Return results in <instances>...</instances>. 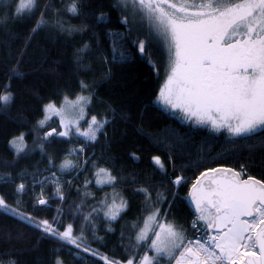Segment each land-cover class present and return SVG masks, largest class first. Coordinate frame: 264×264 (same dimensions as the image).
Wrapping results in <instances>:
<instances>
[{"label": "snow or ice", "instance_id": "snow-or-ice-1", "mask_svg": "<svg viewBox=\"0 0 264 264\" xmlns=\"http://www.w3.org/2000/svg\"><path fill=\"white\" fill-rule=\"evenodd\" d=\"M55 3L56 0H10L3 6V29L10 22L21 20L32 25L18 58L12 52L19 38L5 32V38L0 40V51L11 57L7 61L12 74L9 79L23 75L19 68L38 32L47 29L72 35L87 29L86 24L74 27L64 20L65 12L76 17L83 15V0H69L63 10L56 8ZM116 7L120 13L116 24L125 31H114L108 13L97 10L95 24L105 29L109 49L92 52V44L83 43L75 50L77 70L90 71L91 66L83 63L87 54L103 61L106 71L101 75L110 78L113 65L132 59L126 46L134 48L138 57L156 69L153 45L160 42L168 56L166 80L157 97L164 108L181 113L185 121L194 125L214 132L226 131L236 138L232 146L248 141V150H255L257 145L251 142L264 135V0H117ZM98 100L93 85L80 80L79 91L71 97L64 93L59 103L56 99L43 103V118L30 132L35 137L32 148L24 132L8 142L16 157L28 158L38 150L49 166V175L33 173L27 182L26 172L18 175L19 183L10 172L0 175V184H11L13 188L12 203L0 195V211L21 227L60 244L53 250L55 259L51 264H64L58 255L62 249L73 254L80 264L89 256L99 257L103 264H264V179L247 175L244 165L239 171L212 167L201 171L189 185L182 174L167 177L165 163L158 155L152 157V163L165 174L171 187L163 182L151 187L136 186L138 182L133 181V193L142 199V207L141 216L131 222L129 229L120 231L121 242L128 241L124 247L128 255L121 260L93 248V244L104 241L100 225H106L105 235L114 232L113 223L123 219L130 209L123 185L110 170L97 166L93 157L95 183L111 186L112 195L91 203L87 186L92 181L85 179L83 191L78 190L83 198L66 204L64 184L71 181L57 176V165L47 150L54 143L69 145L58 170L75 171L77 175L84 171L70 157H83L99 135H107V126L120 115L111 105L94 113ZM14 103L11 86L6 85L0 92V113L7 115ZM148 107L144 105V110ZM53 117L59 130L49 124ZM121 119L127 123L133 117L125 114ZM137 131L147 135L142 127ZM74 139L80 141L79 146L72 144ZM5 166L10 165L5 162ZM192 166L199 168L201 162H194L188 170ZM49 184L52 190L46 194L44 188ZM185 186L189 190L184 199L193 208L187 226L177 220L175 212L176 202L181 199L180 189ZM26 196L31 197L28 207L24 206ZM51 202L56 204L51 218L36 214L52 210ZM125 231H131V235L126 236ZM10 264L17 262L12 260Z\"/></svg>", "mask_w": 264, "mask_h": 264}, {"label": "trees", "instance_id": "trees-1", "mask_svg": "<svg viewBox=\"0 0 264 264\" xmlns=\"http://www.w3.org/2000/svg\"><path fill=\"white\" fill-rule=\"evenodd\" d=\"M9 2L10 0H0V11L6 10L3 6ZM68 3L69 0H56L55 7L63 10ZM83 3L86 5L83 15L76 17L65 12L64 20L67 25L74 27L86 24L87 29L72 35L47 29L35 34L30 41L31 47L27 57L19 68L22 76L9 79L12 74L7 61L11 57L0 51V61H5L0 63V92L10 84L15 95V103L7 115L0 113V175L10 172L17 183L18 175L25 172L28 173L25 176L26 182L31 180L33 173L49 175V166L38 150L32 152L28 158L20 159L14 155V150L8 142L14 135L24 132L26 142L29 148H32L35 137L30 132L36 121L43 118V103L48 99H56L59 103L64 93L71 97L72 93L79 91L80 80L93 85L94 93L99 98L95 102L93 112L101 113L111 105L120 115L107 126V135H99L98 140L86 149L83 157H70L80 164L84 171L77 175L75 171L61 173L58 170L69 145L54 143L47 150V155H50L57 165V169H54L57 176L62 181H71L70 184H64L66 204L78 203L83 198L78 195V190L83 191L85 179L92 181L87 186L91 193L88 197L91 203H97L106 194L112 195L111 186L95 183L96 177L91 163L93 157L97 166L107 168L118 178V182L123 185V195L129 200L130 209L123 214V219L113 223L114 232L105 235L106 225H100V235L104 236V241L101 244H93V248L99 249L109 257L123 260L128 255L124 251L128 241L121 242L120 231L129 229L131 222L141 216L142 199L134 195L133 181L138 182L136 186L151 187L163 182L171 187L164 178L165 174L159 172L152 163L153 156L158 155L164 161L167 177L174 178L182 174L188 179L189 185L205 168L220 166L239 171L240 166L244 165L247 175L264 179V147H261L264 135L251 142L257 147L249 151L250 142L241 141L232 146L236 138L226 131L214 132L207 127L194 125L185 121L179 114L163 108L157 97L166 76L168 56L167 49L160 42L153 45L152 61L156 69L147 60L138 57L134 48L126 46L127 51L132 54V59L123 65H113L110 78L101 75L106 71L103 61L87 54L83 57V63L91 66L90 71L77 70L75 50L83 43L92 44V52L98 51V48L108 52L110 41L105 35V29L95 24L94 13H97V10L102 9L108 13L112 18L114 31H125L123 26L116 24V18L120 14L116 7L117 0H83ZM31 26V22L25 20L10 22L6 29L0 26V40L5 38V32H11L19 38L13 46V56L18 58L23 51L22 42L28 41L27 33ZM96 41L99 42L98 47ZM144 105L149 106L147 110H144ZM125 114H131L133 119L124 122L121 117ZM49 124L59 130L56 119H52ZM141 127L147 135L137 131ZM79 143L80 141L75 139L72 142L74 146H79ZM134 156L139 159H134ZM84 160L89 163L84 164ZM5 162L10 166L6 167ZM194 162H201V167L192 166L191 170H188V166ZM12 190L11 184H0V195H4L9 203L13 200L10 195ZM36 190L39 191V187ZM51 190L50 184L44 188L46 194L51 193ZM188 190V186L180 189L181 199L177 200L175 210L177 220L186 226L192 219L193 211L184 199ZM30 201V196L24 197V206L28 207ZM51 203L52 210L36 214L51 218L56 207L55 202ZM125 235L130 236L131 231H125ZM58 247V242L41 238L39 233L21 227L15 219L0 211V264H10L12 260L17 264H51L55 259L53 250ZM58 255L64 260V264H80L73 254L64 249ZM83 264H103V261L99 257L89 256Z\"/></svg>", "mask_w": 264, "mask_h": 264}, {"label": "rangeland", "instance_id": "rangeland-1", "mask_svg": "<svg viewBox=\"0 0 264 264\" xmlns=\"http://www.w3.org/2000/svg\"><path fill=\"white\" fill-rule=\"evenodd\" d=\"M165 80H166V76H165V79H164V82H165ZM164 84V83H163ZM159 102V101H158ZM159 104H161L160 102H159ZM162 105V104H161ZM163 106V105H162ZM163 108H164V106H163ZM169 111H172V112H175V113H177V114H179L182 118H183V115L181 114V113H178L177 111H175V110H169ZM53 119H56L55 117H53ZM184 119V118H183ZM197 126H200V125H197ZM202 127H205V126H202ZM222 131V130H221Z\"/></svg>", "mask_w": 264, "mask_h": 264}, {"label": "water", "instance_id": "water-1", "mask_svg": "<svg viewBox=\"0 0 264 264\" xmlns=\"http://www.w3.org/2000/svg\"><path fill=\"white\" fill-rule=\"evenodd\" d=\"M220 167H222V166H220ZM258 179V178H257ZM189 204V206L192 208V206H191V204L190 203H188ZM193 209V208H192Z\"/></svg>", "mask_w": 264, "mask_h": 264}]
</instances>
